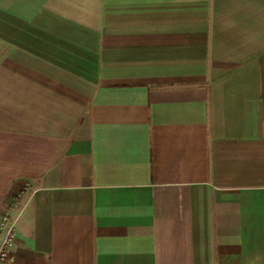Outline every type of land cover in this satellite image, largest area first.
Segmentation results:
<instances>
[{"label":"crops","instance_id":"0c3cea01","mask_svg":"<svg viewBox=\"0 0 264 264\" xmlns=\"http://www.w3.org/2000/svg\"><path fill=\"white\" fill-rule=\"evenodd\" d=\"M6 264H264V0H0Z\"/></svg>","mask_w":264,"mask_h":264},{"label":"built area","instance_id":"2783aa9c","mask_svg":"<svg viewBox=\"0 0 264 264\" xmlns=\"http://www.w3.org/2000/svg\"><path fill=\"white\" fill-rule=\"evenodd\" d=\"M30 192L26 183L19 181L8 196L5 206L0 211V264H6L17 241L15 232V213L21 207Z\"/></svg>","mask_w":264,"mask_h":264}]
</instances>
